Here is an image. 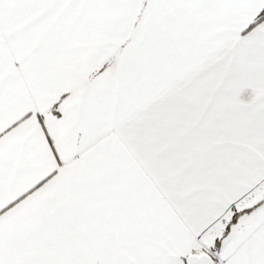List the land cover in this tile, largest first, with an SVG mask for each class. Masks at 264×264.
Wrapping results in <instances>:
<instances>
[{"label":"snow or ice","instance_id":"1","mask_svg":"<svg viewBox=\"0 0 264 264\" xmlns=\"http://www.w3.org/2000/svg\"><path fill=\"white\" fill-rule=\"evenodd\" d=\"M0 264H264V0H0Z\"/></svg>","mask_w":264,"mask_h":264}]
</instances>
